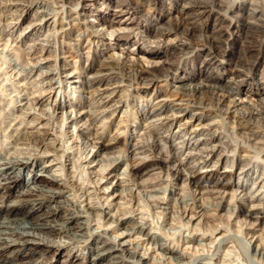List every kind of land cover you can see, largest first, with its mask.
I'll use <instances>...</instances> for the list:
<instances>
[{
  "label": "bare ground",
  "instance_id": "bare-ground-1",
  "mask_svg": "<svg viewBox=\"0 0 264 264\" xmlns=\"http://www.w3.org/2000/svg\"><path fill=\"white\" fill-rule=\"evenodd\" d=\"M43 1L46 0H35L33 4ZM51 1L58 8L54 20L56 37L58 43L68 49L63 51V61L72 74L70 80L74 84V100L70 105L71 121L76 135L83 139V142L98 151L103 150L104 154L120 153L126 161L124 163L128 167L129 175L135 180L164 171L168 175L171 174L173 180L202 186L201 189L204 186L213 187L210 189L215 188L216 195L227 191L229 186H235L236 190L241 192L245 190L243 183L250 173L264 174V148L259 151L256 146H264V130H258L257 127L262 124V119H256L259 111L251 109L244 113L240 107L235 106L233 96L232 99H227L230 95L225 96L216 91L194 87L177 88L170 81L175 77V72L170 70L169 65L147 68L164 62L168 46L175 40L177 33L183 31L180 30L182 26L185 29L188 26L184 31L188 30L190 38L195 36L196 42L201 43L198 44L199 50L196 48L197 55L188 56L185 64L201 55H208L209 59L217 58L216 61H219L221 66L227 63L224 67L228 66L232 71L239 73L238 75H242L244 71L254 74L259 70V66H264V54L261 52L264 41L259 42L257 38L259 44L255 47L240 46L241 55L239 50L237 55H232L230 48L239 42L242 44L241 42L252 40L251 37L247 38V34L239 33L238 29L240 26H247L249 29V26L254 25L255 19H252L255 18L257 8L254 10L252 7H242L241 3L237 4V0ZM91 6L104 7V12ZM109 12L116 17H109ZM240 13H245L251 21L246 16L247 21L241 24L238 19ZM120 15L126 20H133V24L127 25ZM142 22L143 25L140 26ZM259 22L262 27L264 17L260 18ZM120 31L123 32L122 38L120 37L117 45L111 46L109 41L115 40ZM128 44L148 46V49L137 50L141 64L147 65L146 67L135 66L136 58L129 53L123 54L122 47ZM191 45L193 46V43ZM104 50H109L110 53L105 54ZM50 52L44 46L35 47L32 54L44 56L46 59L51 56ZM71 56L75 57L73 64L69 63ZM247 57H250V61L246 60ZM185 64L179 66L184 67ZM179 66L172 68L178 69ZM259 82L264 84V77L257 83ZM231 91L239 102H242V99L252 101L248 91L242 92L238 86L231 88ZM256 93L258 98L263 97L264 86ZM42 125V134L33 129L26 132L39 147L45 148L48 143L40 136L46 134ZM41 157L45 158L46 155L0 157V234L7 233L14 237L6 241L7 238L0 236V264H128V260L122 256L126 250L123 241L121 245L112 244L111 241L97 245V239L93 235L90 239L87 220H83L80 215L82 210L76 209L72 201L63 195L67 187L63 176L64 164L60 163L59 168L57 167L59 174L51 173L49 171L54 158L46 160L50 164L40 165L35 160ZM30 162L36 165L34 172L30 178L22 180V169ZM73 164L71 166H74ZM215 172L220 176L207 180ZM225 175H229V178L232 175L237 176V182H228V177L227 182L221 181V176ZM142 180L140 181L144 183V179ZM256 181L252 182L255 186ZM203 182L205 183L202 184ZM262 183L261 186H264ZM205 189L207 190L206 187ZM249 190L247 188V191ZM226 191L224 193L228 192ZM254 200L255 198L251 197L240 198L237 200V208L247 219L264 223V205H256L258 202L254 203ZM110 214L113 215L111 212ZM119 222L127 228L125 220ZM130 233L131 229L126 234ZM46 235L62 240L51 241ZM76 238H87L82 247L90 258L79 253L74 254L78 249H75ZM97 238L100 239L98 236ZM157 242L159 249L172 260L183 259L182 252L175 246L169 247L158 240ZM59 253L62 257L59 263H56ZM65 253L66 256H63ZM129 256L138 257L134 251L128 253ZM138 260L143 264H150L140 256Z\"/></svg>",
  "mask_w": 264,
  "mask_h": 264
},
{
  "label": "rangeland",
  "instance_id": "rangeland-1",
  "mask_svg": "<svg viewBox=\"0 0 264 264\" xmlns=\"http://www.w3.org/2000/svg\"><path fill=\"white\" fill-rule=\"evenodd\" d=\"M13 1L0 0V155H2L0 157L22 158L46 155L45 158L41 157L42 159L39 158L35 161L44 165L50 164L47 161L54 158L51 161L52 167L49 171L51 173H58L59 164L63 163V176L67 186L63 195L72 201L76 209L82 210L80 215L83 220H87L85 221L88 225L89 235L91 233L90 239L94 236L97 239V245L100 242L104 243V241H106L105 243L111 241L112 244L117 245L119 243L118 245H121L123 241V246L127 248L125 247L126 250L123 251L125 253H122V256L128 260V264H143L141 260H138L139 256L150 264H264V223L247 219L237 208L240 198H255L253 202H258L256 205H264V186L260 184L263 180L262 184L264 185V174L250 173V176L243 183L245 190L241 192H245L244 194L237 191L235 186H229L228 192L224 190L217 193L218 195L215 193V188L211 190L213 187L210 189L209 186H204L201 189L202 186L197 187L192 183L182 182L175 178L173 180V176L164 171L144 176L142 178L144 183L142 179H140L142 181L136 179L139 181L137 182L131 178L128 167L124 163V157L120 153L111 152L109 154L107 152L108 154H104L103 150L98 151L96 148H92L75 133L70 108L74 100V84L70 80L72 74L63 61L65 54L63 51L68 49H64L63 44L58 43L56 37L54 20L55 12L58 9L57 5L51 0L40 2L41 4H33L35 0ZM239 1L237 0V4L241 3L242 7H252L251 9L257 8V10L255 18L252 19V21L255 19L254 25L249 26L251 27H248L249 29L247 26L246 28L240 26L238 29L239 33L247 34V38L251 37L252 40L241 42L242 44L239 42L233 48L231 47L232 55H237L238 50L240 51L239 55H241V48L244 46L255 47L259 42L264 41V30H262L264 24L262 28L259 22V19L264 17V0ZM91 8L104 12V7L91 6ZM108 9H106V13ZM240 14L238 19L242 24L243 21H247L248 16L245 13H242V16ZM109 17L114 19L116 16L109 12ZM121 18L122 21L125 20L127 25L133 24V20ZM248 19L250 20L249 17ZM211 21L212 19H210ZM141 25L143 22L140 23ZM187 27L186 29H188ZM186 29L182 26L180 30ZM183 31L177 33L175 40L168 46V53L165 55L164 62L158 63L154 67L141 64L140 54L137 53V50L148 49L146 45L133 46L128 44V46L122 47V52L133 55L136 58L134 64L138 67L171 66L170 70L175 72V77L171 78L170 81L177 88H204L225 96L230 95L227 99L233 96L235 106L240 107L244 113L251 109L259 111V115H257L259 118L256 116V119H262V124L260 123L261 126L257 125V127L258 130H264V96L258 98L259 96L256 95L258 89L264 86L261 82L257 83L264 77V66H259V70L254 74L244 71L242 75H238L239 73L232 71L228 66L224 67L227 63L221 66V63L216 61L217 58L209 59L210 56L208 57V55H201L192 62L188 61L185 64V59L188 56L197 55L196 51L199 50L200 41L196 42L195 36L191 39L188 30ZM186 32H188L187 35ZM122 33L120 31L116 39L109 41V44L111 46L117 45L118 40L123 36ZM253 40L254 42H252ZM256 40L260 41L257 42ZM181 42L185 43L182 44ZM44 46L51 51V56L45 59L44 56L32 54L35 47ZM240 46L242 47L239 48ZM261 52L264 54V48ZM103 53L108 54L110 51L104 50ZM70 58L69 63L73 64L75 57L71 56ZM246 60L250 61V57H247ZM181 62L185 64L184 67L179 66V64H183ZM177 65L180 69L175 68V71L173 68L174 66L178 67ZM236 86L242 92L248 91L252 101L246 99H242V102L237 101V97H234L231 91V88ZM40 124H43L44 126H42L46 130V134L40 136H43L45 143H48L46 144L48 148L46 146L45 148L39 147L26 132L33 129L42 134L43 129H41ZM256 146L259 151L262 150V147L264 148L260 144ZM67 158L71 159L68 160ZM31 163L33 164L31 165ZM28 164L22 169V176H20L22 180L30 178L34 172L35 163L30 162ZM72 164L74 166H71ZM70 166L71 168H69ZM216 173L210 175L207 180H210L211 177L215 179L216 176L218 178L220 175L218 176ZM225 176H221V181L227 182L230 179L228 182H237V176L232 175L230 178L229 175ZM255 180H257L256 186L252 183ZM246 187L250 190L247 191ZM225 191L227 193H224ZM117 219H120L119 221L125 220L127 226L123 225L129 229L120 225L121 222ZM130 229L131 233L127 235L126 233ZM8 235L7 233L0 234L4 239L7 238L6 241L13 237ZM47 238L56 242L62 240L59 237H51V235ZM85 239L87 241V238L75 239L74 243L77 244L75 249H78L74 254L79 253L90 258L82 247L83 243H86ZM157 240L159 243L169 245V247L175 246L178 251L182 252L183 259L181 261L172 260L159 249L160 245ZM133 251L138 257H128V253ZM61 255L59 253L56 257V263H59ZM63 256H66V253Z\"/></svg>",
  "mask_w": 264,
  "mask_h": 264
}]
</instances>
